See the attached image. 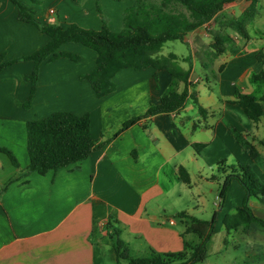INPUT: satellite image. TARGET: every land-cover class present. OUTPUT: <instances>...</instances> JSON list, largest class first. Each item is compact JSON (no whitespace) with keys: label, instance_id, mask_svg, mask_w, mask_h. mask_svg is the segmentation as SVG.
Returning <instances> with one entry per match:
<instances>
[{"label":"crops","instance_id":"1","mask_svg":"<svg viewBox=\"0 0 264 264\" xmlns=\"http://www.w3.org/2000/svg\"><path fill=\"white\" fill-rule=\"evenodd\" d=\"M19 1L33 7L41 23L59 22L64 29L78 24L100 30V6L113 32L122 30L124 12L135 4V0ZM243 2L249 1L228 6ZM197 36H206L203 27L189 34L187 41L191 43ZM49 42L48 35L18 20V10L11 0H0V56H5L4 61L29 56ZM59 51L78 55L80 60L44 62L29 110L17 102L23 104L30 94L31 83L25 77L32 74L34 63L19 62L0 74V148L10 151L19 165L16 168L0 152V188L12 181L0 194V264H118L105 229L110 217L119 222L121 230L122 225L128 227L135 241L141 240V254H147L142 248L150 255L152 250L181 252L185 242L195 244L198 240L186 233L188 219L177 215L186 212L200 220L212 219L215 210L210 211V219L204 217L208 216L207 189L212 193L218 187L216 206L220 186L233 167L251 166L264 183V147L258 143L264 142V114L256 124L233 103L237 92L259 91L250 77L264 71V61L257 59L259 52L264 53V33L249 41L236 39L231 50L213 57L210 63L203 57L162 50L160 56H178L182 69L192 67L190 93L206 113L201 114L188 99L179 112L142 119L115 139L130 119L145 115L152 104L160 102L172 83L171 74L154 68L123 69L114 78L116 91L99 99L91 84L80 79L95 68L97 52L80 44H65ZM185 58L191 62H184ZM197 60L205 78L197 73ZM184 88L183 83L178 84L180 92ZM64 111L88 113L93 140L109 143L82 162L45 175H25L30 164L27 122ZM231 128L257 139L252 143L262 157L252 159ZM198 145L204 147L197 151ZM182 167L190 175V185L180 179ZM245 197L244 188L233 180L226 199L219 204L208 255L202 264H231L208 261L211 255L229 252V241L239 252L237 264H264L258 263L264 256V228L257 222L230 230L225 225V218L243 206ZM248 204L254 215L264 220V199L250 198ZM126 243L132 251L131 243Z\"/></svg>","mask_w":264,"mask_h":264},{"label":"trees","instance_id":"2","mask_svg":"<svg viewBox=\"0 0 264 264\" xmlns=\"http://www.w3.org/2000/svg\"><path fill=\"white\" fill-rule=\"evenodd\" d=\"M18 10V20L33 25L42 33L50 37V42L42 49L29 56H23L10 61H4V55L0 56V74L19 62L31 61L34 69L25 80L31 83V90L27 100L18 106L26 110L31 109L32 101L37 92L40 69L44 62H55L66 58L74 62L80 60V56L59 49L65 44H80L97 52L96 66L87 74L80 76L82 81L91 84L97 98L102 99L114 93L117 85L114 78L123 69L132 68L135 71H144L154 68L158 71H167L172 76V83L163 93L158 104H152L147 113L140 117L130 119L113 137L119 135L136 125L142 119L159 114H174L182 110L188 99H192L199 112L206 111L200 106L196 96L190 93L189 79L192 67L184 70L178 63V56H160L161 51L168 42L180 41L185 43L192 32L202 28L207 23L215 20L226 6L242 1L250 4L240 17L225 22L224 26L236 32L241 37L250 40L247 27L258 16V5L261 0H135L134 6L127 9L123 15V26L120 32H113L109 27V19L98 6L102 20L100 30L85 29L78 24H72L64 29L59 22L43 24L36 18V10L20 2L11 0ZM121 1V0H116ZM34 3H39L34 1ZM229 36H216L211 46L214 54L225 52V47L231 43ZM259 61H264V53L257 55ZM184 62H191L185 58ZM250 82L257 86L259 91L255 94H243L237 92L234 104L240 106L245 114L254 123H259L263 117L264 105V71L252 74ZM183 83V91L178 90V84ZM260 90L262 92H260ZM27 149L30 164L25 175L36 172L45 175L50 171H58L70 165L82 162L89 158L94 151L103 148L109 142L97 143L91 134L90 115H76L71 112H56L42 119L27 122ZM233 136L241 146L249 152L252 159L261 158L262 155L253 145L255 138L249 134L230 129ZM260 146L264 142L258 140ZM203 145L195 146L198 151ZM0 152L6 154L12 164L19 168L13 154L0 148ZM224 163L222 162L221 165ZM219 189V197L224 202L228 189L233 180H237L246 192L243 206L234 215L225 218V225L235 229L241 225L253 222L259 223L264 228V220L254 215L249 207V199H264V183L249 165H237L232 168ZM181 181L191 184V178L185 168H180ZM0 188L3 194L9 184ZM217 212L211 220H200L189 216L186 212L179 213L178 218H187L188 227L186 233L194 234L198 241L195 244L185 242L184 250L175 253H158L152 250L149 257L132 258L129 244L122 240V230L119 222L110 217L105 223L110 239L117 255L118 264H202L208 255V243L210 242L217 221Z\"/></svg>","mask_w":264,"mask_h":264},{"label":"rangeland","instance_id":"3","mask_svg":"<svg viewBox=\"0 0 264 264\" xmlns=\"http://www.w3.org/2000/svg\"><path fill=\"white\" fill-rule=\"evenodd\" d=\"M247 6H249V2L248 3L243 2V3L238 4L237 6H232V7L226 6L227 9L221 14H219L215 20L209 23L211 27V28L209 27L210 28L209 30H207L203 26L204 35H206L205 37L197 36L195 37L196 39L195 41H192V39L188 38L192 41L191 43H193V48L191 46V43H189L187 40L185 43H182L180 41H173V42H168L165 44L163 48V52L164 53L173 52L178 55L193 56V57L196 56L200 58L203 57V61L210 63L211 62L210 60H212L213 57L217 56L216 54H214L213 49L211 47L214 43V39L216 36H219V35L229 36L232 39V42L226 45L225 51L231 50L235 46L236 39L249 41L241 37L240 35H238L233 30L226 28L224 26L225 22L236 18V16H239L241 14V10L246 8ZM258 10H259L258 16L247 27L248 34L250 37H252V39H255V37L259 36L260 32L264 33V0L260 1V4L258 5ZM196 65H197L198 75L201 76V78H205V71L202 68L201 62L197 60ZM217 189L218 187H215V190L212 193L210 192V189H207L208 200H205V201L207 202L206 208L208 211L207 212L208 216H204L205 218L207 217L206 219H210L209 218V215H211L210 211L214 212L215 210L216 212H218V207L214 205V203L216 202ZM122 230L124 231V235L121 237L122 240H124L125 242L127 241L130 242L132 245V251H130L132 258H141V255L143 256L146 255L145 257L150 256V254H148L147 250H145L144 248H142L143 249L142 253H147V254H141V240L135 241L133 236L130 233H128L129 232L128 227H125L124 225H122ZM229 247H230L229 252L223 253L221 256L211 255L208 261L209 262H222V263L228 262L231 264H237L239 261L237 254H239V252H236L234 250L233 241H229ZM260 257L261 258H259L258 263H260L261 261H264V256H260ZM122 264H127V262H122Z\"/></svg>","mask_w":264,"mask_h":264},{"label":"built area","instance_id":"4","mask_svg":"<svg viewBox=\"0 0 264 264\" xmlns=\"http://www.w3.org/2000/svg\"><path fill=\"white\" fill-rule=\"evenodd\" d=\"M51 15H55V11L54 10H51ZM210 24L209 23H207L205 26H204V28H206L207 30H209L210 28ZM222 202V200L220 199V197H218V199H217V204H216V207H219V204Z\"/></svg>","mask_w":264,"mask_h":264}]
</instances>
